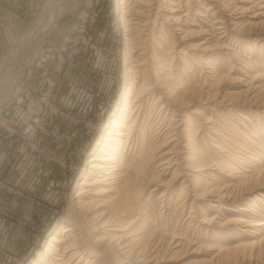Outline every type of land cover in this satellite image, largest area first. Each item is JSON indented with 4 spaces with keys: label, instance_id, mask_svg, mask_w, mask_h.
I'll return each mask as SVG.
<instances>
[{
    "label": "rangeland",
    "instance_id": "obj_1",
    "mask_svg": "<svg viewBox=\"0 0 264 264\" xmlns=\"http://www.w3.org/2000/svg\"><path fill=\"white\" fill-rule=\"evenodd\" d=\"M134 1L124 0L143 10L144 24L126 33L121 0H0V264H31L77 211L86 160L97 155L130 83V44L144 49L147 69L165 73L164 86L183 100L156 87L161 100L151 93L142 103L126 159L168 137L169 153L147 165L162 185L144 188L142 221L130 233L140 234L123 242L131 246L127 259L109 252L107 264H264V224L248 225L264 223V0L247 3L243 26L229 24L222 38L217 28L239 14L241 0H188L178 24L163 21L171 5L156 17L158 3L147 16ZM256 11L260 17L250 18ZM192 151L200 163L188 158ZM169 157L176 160L163 171ZM98 199L99 207L80 214L93 240L119 227L114 219L95 225L92 217L107 208ZM144 245L148 251L137 255Z\"/></svg>",
    "mask_w": 264,
    "mask_h": 264
},
{
    "label": "bare ground",
    "instance_id": "obj_2",
    "mask_svg": "<svg viewBox=\"0 0 264 264\" xmlns=\"http://www.w3.org/2000/svg\"><path fill=\"white\" fill-rule=\"evenodd\" d=\"M121 1H122L121 5L122 4L124 5L122 7L124 11L123 10L121 11L122 22L125 32L127 33L128 30L130 29L129 25L132 24L135 26L141 25L142 20H140L139 17L143 13V10L134 11L133 9H130V5L127 4V2H124V0ZM252 2L253 0L251 1L241 0L240 6L236 5L235 9L233 10L234 11L239 10V14L236 16H235L236 14L235 12H231L230 14H228L229 16L227 17V20H225V22L229 20L228 21L229 23L227 22V25L225 27L221 26L217 28V29L221 28L220 29L221 31L218 32L219 33L218 37L222 38L228 32L229 24L232 25L233 27L232 31L236 29H240L243 26V21H244L243 15L248 10H250V7L245 5L247 3H252ZM134 3L138 8L143 6L144 11H146L147 13V16H149V14L151 13L153 4L158 3V5L156 6V17L159 14V10L161 11L165 10L164 7H162L164 6L163 4L166 3V5H171L169 9L170 11L169 10L167 11L168 14L163 15L164 16L163 21L164 22L169 21L172 22V24H178L181 22V20L187 18L190 10V4L188 0L185 2L186 4L183 3L182 0H135ZM183 6H185V11L182 14H179V12L181 11V7ZM260 15L261 12L256 11L253 15L250 16V18L258 19ZM48 17H49V21L54 20L53 17L49 15ZM156 17H154L155 19L153 25H155L156 23ZM148 20L149 19L146 18V21ZM249 23L254 24L257 22H249ZM143 24L141 25L142 27ZM238 25H240L241 27L236 28L238 27ZM186 33L187 32H185V34ZM229 33L227 36H229ZM126 35H127V40L129 42L133 41L134 37L132 36H134V34L131 35L129 33ZM215 44H218V39L214 40V45ZM31 46L33 47V43L31 44ZM134 46L130 44L127 53L131 64L128 68L126 67L127 68L126 75L131 76V78L129 79L130 83L126 87V90H124L123 94L121 95L120 102H118V105L114 108L113 113L111 114L108 128L104 134L103 139L101 140L102 142L98 143L99 147H97V152H98L97 155L93 154L86 160V163L88 165L87 166L88 169L86 170L87 171L86 173L88 174L81 180L77 192L73 196L75 199V203L73 204L77 206L76 207L77 211L73 212V215L72 217L69 218L68 220L69 222L67 221L68 222L67 224L61 225L59 229L55 230L54 233H52L48 237L45 247L42 249L41 252L38 253V256L32 261L31 264H81L82 261H84V264H107L108 262L107 259L110 256V253L112 254L113 252L115 256H126L127 259L128 257L127 253L130 252L131 246L128 245L129 243L123 244V242L127 240L125 238L127 236L136 237V235L140 234V232L134 233L133 235H131L130 233L135 231L136 230L135 227L138 226L139 223L142 221L143 215H141L142 213L140 211L144 204V200L142 201V197H143L142 194L144 192V188L147 185L151 184L152 182H157V184L162 185L160 183V181H162L160 178L157 177L149 178V175L147 174V165H149L148 163L149 162L151 163L156 157L158 159L161 156H165L164 155L165 153L166 154L169 153L163 151L164 146H166V144L168 143L169 137L168 138L166 137L167 138L166 140L162 139V141H160L159 144L154 146L153 150L150 151V153L147 155L143 152V150H139L137 152L136 160L134 162H131V160L128 161L126 159L125 152L123 150L125 149L126 151L127 146L130 145V144L128 145V140L129 138H131L130 136L131 134H133V130L137 127V122L140 116L142 103L144 99H146L152 93L153 99L157 101L159 100L160 96L156 98V96H154V91L153 92L151 91L153 90V88L155 89L157 87L158 89H163V90L165 89V91H167L166 95L172 96L171 97L172 102L174 101V103L176 100L179 101L180 98H182L183 100V97L181 96L182 94H179L177 92L173 93V91L172 92L169 91L167 87L164 86L166 83L164 79L165 73L163 72L164 76L161 75V71L159 70V68L158 69L154 68L152 70L147 69V66L144 65L145 62L144 59H146L144 56L145 53H142L143 52L142 50L144 49H142L141 52H138L139 49L133 51V49L135 48ZM132 52H134L133 55ZM138 67H143V70L139 71V69H137ZM148 71L149 72L152 71L151 75H149L150 73H148ZM140 73H142V75L141 76L139 75L140 76L139 78L140 80H142V82L140 86L136 90H134L135 86L137 85L136 83L140 81V80H136L135 78H137L138 74ZM152 78L154 80H152ZM161 78L162 81L160 80ZM185 90L186 87H184V92H182L183 94L187 93L185 92ZM155 92L157 91L155 90ZM163 93L165 92L163 91ZM225 97L226 96H223L222 98ZM198 151L195 152L192 151L188 157L190 160L192 159L191 162L193 164L200 163L201 158L203 157L200 155ZM196 154H198V156ZM170 157L168 158V160L165 159L166 161L164 162L161 161L162 163L160 164V166H162L163 164L167 165V166H163L164 167L163 171L167 170L169 165H171L172 160L175 162L176 158L174 157L170 158ZM197 166H201V165H197ZM94 173H96V175L92 177L89 176ZM176 173H174L171 176V179L169 180L168 183L169 185L177 178ZM185 191L186 188L181 186L178 190V196L183 195ZM223 196L224 195L222 194L219 197V199L222 198ZM98 197L100 198L105 197L104 204L107 205V208L105 211L99 213V215H94L92 217V219L93 218L95 219V225L99 223V226L103 227V225L108 223L110 219H114L116 222L119 223L118 225L119 227L114 229V230H118L117 232H112L111 234H108L109 232H106L104 230L102 231L103 233L101 237H98L93 240L89 235V231H88L89 229L87 228V224L84 221L83 217H81L82 215L80 216V214L82 211H86L90 209L92 205L93 206L97 205V207H99L100 204L99 205L97 204L99 202ZM219 199H217L216 201L218 202ZM104 214L105 215L108 214V216L106 217L105 220L102 221V219L104 218L102 216ZM263 224L264 223H257V224L249 223L248 225L259 227ZM106 235H109L107 239H106ZM132 240L133 239L130 240L131 241L130 243L133 242ZM134 251L137 255L138 254L143 255L148 251V249L147 246L144 245L143 247ZM158 252L159 251H157L156 254ZM98 257L100 258L102 257L104 261L99 262L97 260ZM147 257L149 259L152 258L150 254L146 256V258Z\"/></svg>",
    "mask_w": 264,
    "mask_h": 264
}]
</instances>
